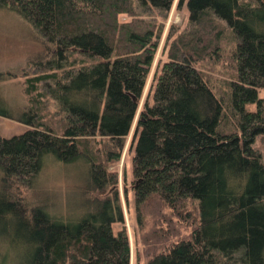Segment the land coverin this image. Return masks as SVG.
<instances>
[{"label":"trees","instance_id":"16d2710c","mask_svg":"<svg viewBox=\"0 0 264 264\" xmlns=\"http://www.w3.org/2000/svg\"><path fill=\"white\" fill-rule=\"evenodd\" d=\"M137 2L166 14L174 0ZM185 7L189 27L165 37L138 108L162 24L132 0H0L39 47L25 63L46 67L25 78V110L0 98V116L28 127L0 137V264H129L108 166L137 109L129 148L148 224L143 264H264V165L252 146L264 138V0ZM220 59L232 76L216 85L201 68ZM45 158L76 165L61 173L66 192L42 178Z\"/></svg>","mask_w":264,"mask_h":264},{"label":"rangeland","instance_id":"374dc122","mask_svg":"<svg viewBox=\"0 0 264 264\" xmlns=\"http://www.w3.org/2000/svg\"><path fill=\"white\" fill-rule=\"evenodd\" d=\"M132 1L135 5V9L138 12V15H140L142 18L152 19L156 23L162 24V33L154 53L141 98L139 100L138 108H140V105L147 94L149 83L151 82V78L156 70V67L166 60V49H163L165 37L168 34L173 37L175 34L186 30L189 25L185 0H181L179 5H177V1L179 0H174L171 8L166 14H164L162 11L149 8L147 6L142 7L139 5L137 0ZM118 17L122 21L129 19L123 14L119 15ZM27 29L28 28L23 25L22 22H20L14 15L9 14V12L5 10H0V98L13 113L25 110L28 106L27 96L24 93L25 78L46 71V67L44 65H32V63H25L27 58L33 59L34 55L39 52V47H37L32 40L28 39V36H30V31ZM226 34L227 31L225 30L224 40L227 38ZM227 42L228 45L225 44V41L223 43L225 52L229 50L231 44L229 40ZM207 67L208 65L206 64V67L201 68V70L210 75V81L216 85L220 84V80H224L225 78L228 79L232 76V71L229 69V64L226 59H220L215 62L213 64L214 70H210ZM222 72H226L227 75L223 76ZM263 95L264 93L260 92V96ZM250 107L253 108V106ZM47 111L52 114L54 118H58V115L55 112L56 106L52 101L48 103ZM137 111L133 118L130 131L123 140V146L119 159L117 162H114L108 166L109 171H115L117 173L116 185L114 187L110 186L107 192L111 189H114L115 187L117 189L123 216V226L125 228L129 243V264H143L146 260V256L142 255L141 252L142 244L139 241V235L140 232L146 231L148 227V224H146L147 219L145 224H142L139 221V214L136 209L132 189L133 179L131 176L130 167L132 151L129 148V144L137 116ZM27 128L28 127L26 125L20 122L0 116V137L9 138L13 135L22 133ZM252 146L258 151L261 161L264 165V138L256 136ZM48 163L49 159L45 158L43 161V168L41 170L43 175L42 178L47 180L50 185L56 184L53 185V187L57 186L58 188V186L62 184V187L59 188L60 191L64 190V192H66L67 188L65 189L64 187L66 180L64 181L62 179L61 173L68 171L73 175V173L76 172L75 168L77 170L76 165L58 164V166H50ZM119 226V224H114L113 230H117Z\"/></svg>","mask_w":264,"mask_h":264},{"label":"water","instance_id":"95a60500","mask_svg":"<svg viewBox=\"0 0 264 264\" xmlns=\"http://www.w3.org/2000/svg\"><path fill=\"white\" fill-rule=\"evenodd\" d=\"M133 99H134V97H132ZM129 257H127V259H128Z\"/></svg>","mask_w":264,"mask_h":264}]
</instances>
